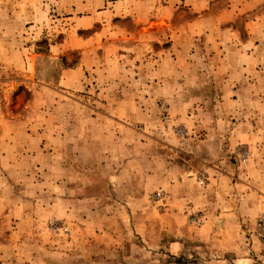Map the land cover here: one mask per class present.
Listing matches in <instances>:
<instances>
[{"label":"rangeland","instance_id":"obj_1","mask_svg":"<svg viewBox=\"0 0 264 264\" xmlns=\"http://www.w3.org/2000/svg\"><path fill=\"white\" fill-rule=\"evenodd\" d=\"M260 218L264 0H0V264H264Z\"/></svg>","mask_w":264,"mask_h":264},{"label":"crops","instance_id":"obj_2","mask_svg":"<svg viewBox=\"0 0 264 264\" xmlns=\"http://www.w3.org/2000/svg\"><path fill=\"white\" fill-rule=\"evenodd\" d=\"M172 173H176V169H174L173 167H172ZM176 182L177 181H175V183ZM178 183L180 184V186H178L179 188H182L185 185L184 182H178ZM176 188H177L176 184H174V185L172 184V199L174 200V201L172 200V202L175 205H179V207L185 206L188 203L187 197L189 196V194H188L189 188L185 186L184 190H182L183 193L180 192L179 194L177 193ZM182 203H184V204H182Z\"/></svg>","mask_w":264,"mask_h":264},{"label":"built area","instance_id":"obj_3","mask_svg":"<svg viewBox=\"0 0 264 264\" xmlns=\"http://www.w3.org/2000/svg\"><path fill=\"white\" fill-rule=\"evenodd\" d=\"M257 230L259 232H262V236L264 238V218H260L257 223Z\"/></svg>","mask_w":264,"mask_h":264}]
</instances>
